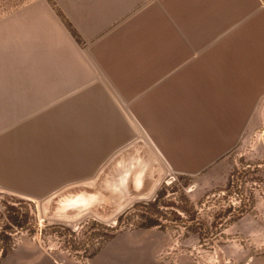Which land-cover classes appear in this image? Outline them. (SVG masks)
Returning a JSON list of instances; mask_svg holds the SVG:
<instances>
[{"label":"crops","instance_id":"0c3cea01","mask_svg":"<svg viewBox=\"0 0 264 264\" xmlns=\"http://www.w3.org/2000/svg\"><path fill=\"white\" fill-rule=\"evenodd\" d=\"M0 57L19 65L0 73V194L35 204L141 139L201 174L264 123V0H31L0 19ZM164 246L123 231L82 261L26 237L0 264H164Z\"/></svg>","mask_w":264,"mask_h":264},{"label":"rangeland","instance_id":"374dc122","mask_svg":"<svg viewBox=\"0 0 264 264\" xmlns=\"http://www.w3.org/2000/svg\"><path fill=\"white\" fill-rule=\"evenodd\" d=\"M29 1L0 0V19ZM5 62L0 57V73L8 68L19 71V65L7 66ZM127 171H132L127 188L117 191V187L123 188L119 182ZM140 171L145 173L141 192L136 191L134 181V172ZM159 191L162 195L154 218L165 226L155 228L165 240L160 262L264 264V123L246 133L234 149L201 174L174 173L157 158L154 147L141 139L114 156L87 187L36 204L0 194V234L10 236L15 245L28 237L55 254L64 252L89 261L84 255L101 244L107 228L116 227L118 218L135 204L155 201ZM77 196L86 202L68 206ZM9 206L30 210L27 229L4 230L10 224ZM141 221L136 216L132 224ZM130 230L135 227H121V232Z\"/></svg>","mask_w":264,"mask_h":264},{"label":"trees","instance_id":"16d2710c","mask_svg":"<svg viewBox=\"0 0 264 264\" xmlns=\"http://www.w3.org/2000/svg\"><path fill=\"white\" fill-rule=\"evenodd\" d=\"M67 26L71 30L72 34L77 38L78 36L72 29L71 25L67 23ZM161 193L162 191L158 192V197L155 201L137 203L132 208L125 211L118 218L116 227L107 228L109 232L103 235L104 238L101 244L88 255H84V257L89 259L95 257L106 243L111 241L118 233L121 232V227L123 225H126L127 227L134 226L135 229H164L165 226L158 219L154 218V213H157L158 202L162 195ZM136 216L140 217L142 221L137 224H132V221L136 218ZM7 219L10 224L9 226L4 227V230H25L30 223L31 212L30 210L23 211V207L17 208L15 206H9ZM69 231L71 232L72 230ZM2 234L3 233L0 234V260L5 258L16 247L10 236L5 237L2 236ZM72 250L78 251V247L72 246Z\"/></svg>","mask_w":264,"mask_h":264},{"label":"bare ground","instance_id":"6f19581e","mask_svg":"<svg viewBox=\"0 0 264 264\" xmlns=\"http://www.w3.org/2000/svg\"><path fill=\"white\" fill-rule=\"evenodd\" d=\"M141 138V137H140Z\"/></svg>","mask_w":264,"mask_h":264}]
</instances>
